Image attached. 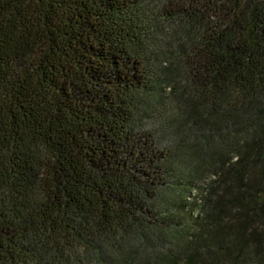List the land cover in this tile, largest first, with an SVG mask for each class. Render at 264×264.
I'll use <instances>...</instances> for the list:
<instances>
[{"label":"trees","instance_id":"obj_1","mask_svg":"<svg viewBox=\"0 0 264 264\" xmlns=\"http://www.w3.org/2000/svg\"><path fill=\"white\" fill-rule=\"evenodd\" d=\"M0 264H264V0H0Z\"/></svg>","mask_w":264,"mask_h":264}]
</instances>
